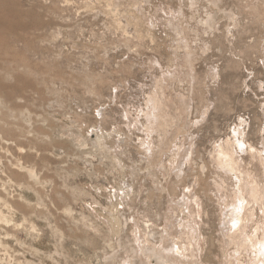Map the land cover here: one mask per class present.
Listing matches in <instances>:
<instances>
[{
  "label": "rangeland",
  "instance_id": "rangeland-1",
  "mask_svg": "<svg viewBox=\"0 0 264 264\" xmlns=\"http://www.w3.org/2000/svg\"><path fill=\"white\" fill-rule=\"evenodd\" d=\"M17 1L42 21L15 43L34 66L19 139L36 157L5 187L0 159V264H146L143 247L187 232L197 264L254 260L228 245L236 180L214 155L244 131L264 159V0Z\"/></svg>",
  "mask_w": 264,
  "mask_h": 264
},
{
  "label": "bare ground",
  "instance_id": "bare-ground-1",
  "mask_svg": "<svg viewBox=\"0 0 264 264\" xmlns=\"http://www.w3.org/2000/svg\"><path fill=\"white\" fill-rule=\"evenodd\" d=\"M36 15L34 10L24 9L17 0H0V61L5 64L4 72L0 73V98H2L1 107L3 109L0 129L12 137H2L0 143L2 172L6 176L3 187L11 183L12 178L26 179L28 176L30 179L34 176V170L26 164L28 159L36 157L35 153H26L24 151L25 146L19 139L24 135V129L19 123V119L23 115L20 113L22 106L19 100L24 98L26 89L31 85L28 78L34 74V66L29 63L22 51L15 49V43L23 42L25 47H31L32 40L28 36V31L42 25L41 17ZM11 62L13 64H10ZM9 80L12 81L11 84L8 83ZM36 140L38 139L33 138L29 142L37 143ZM38 150L41 151L43 158H47L45 152L49 149L42 146ZM238 150L249 154L254 161L258 160L259 164L263 165L264 163L261 152H256L251 144L247 146L244 131L237 134L233 133L231 138L223 141L218 150H215L214 163L228 175L230 180L235 178L237 187V192L234 193L235 199L232 202L227 201L225 204L228 210L226 216L233 221L228 245L239 246L243 252L249 250L253 253L254 260H249L247 263L239 257L237 258L239 264H264V171L263 179H259L256 174V167L254 170L246 169L243 158L238 156L240 154ZM10 157L12 159H9ZM23 158L25 162H22ZM63 194L62 196H65ZM228 198L229 196H227ZM0 200H3L5 207L11 208L9 198H6L5 193L1 191ZM16 202L24 213H30V205ZM258 215L263 218L262 226L258 223ZM0 221L1 223L7 221L2 212H0ZM253 222H257V225L249 233L247 228ZM146 235V240L149 243V238H152L154 234L148 233ZM197 242L198 237L187 232L181 240L175 241L173 249L159 250L156 245H152L150 248L143 247L142 252L146 258V264H180L179 261L184 264H197L194 260ZM164 253L167 254V257L164 256Z\"/></svg>",
  "mask_w": 264,
  "mask_h": 264
}]
</instances>
